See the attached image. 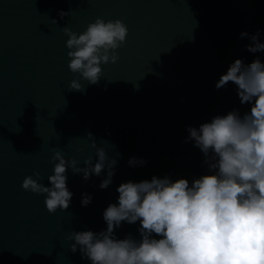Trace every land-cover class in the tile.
Wrapping results in <instances>:
<instances>
[{"label": "water", "instance_id": "95a60500", "mask_svg": "<svg viewBox=\"0 0 264 264\" xmlns=\"http://www.w3.org/2000/svg\"><path fill=\"white\" fill-rule=\"evenodd\" d=\"M97 17L122 20L126 43L116 63L102 65L98 83L81 80L84 90H71L78 74L63 29L80 34ZM257 29L264 0H0V264H90L71 251L69 236L106 229L103 211L121 183L205 174L203 153L184 142L187 127L250 110L232 82L216 83L235 59L264 61L240 39ZM88 132L110 156L120 153L113 183L99 187L106 171L85 181L68 170L71 204L51 213L23 180L38 171L47 185L56 150L84 167L96 155ZM131 157L147 163L131 167ZM83 193L93 197L87 207ZM138 228L124 222L116 234L138 239Z\"/></svg>", "mask_w": 264, "mask_h": 264}, {"label": "clouds", "instance_id": "9594fccd", "mask_svg": "<svg viewBox=\"0 0 264 264\" xmlns=\"http://www.w3.org/2000/svg\"><path fill=\"white\" fill-rule=\"evenodd\" d=\"M59 15L63 18L68 12L61 10ZM63 31L68 37L69 69L78 74L70 89L77 91L84 90L81 80L98 83L102 65L119 60L118 49L128 36L122 20L102 17L80 34L68 27ZM240 39L250 41L245 45L249 52L264 53V29L254 34L242 31ZM229 82L250 110L241 114L234 109L199 127H187L184 142H194L203 153L206 173L191 180L154 175L121 183L117 202L103 211L106 229L71 232L73 253L79 250L90 264H264V61L259 56L250 63L235 59L216 87ZM87 137L96 155L84 159V167L56 150L47 185L40 182L38 171L23 180L24 190L45 196L51 213L71 204L68 170L82 174L85 181L106 171L99 187L107 189L113 183L120 153L110 156L93 133ZM146 163L138 157L128 160L131 167ZM92 200L91 194L83 193L81 204L87 207ZM124 222L139 223L138 239L131 234L118 238L116 229Z\"/></svg>", "mask_w": 264, "mask_h": 264}]
</instances>
